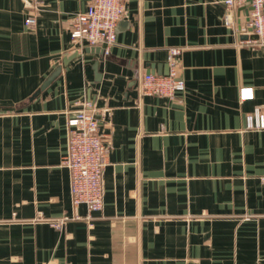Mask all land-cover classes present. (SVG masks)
<instances>
[{
    "label": "crops",
    "instance_id": "crops-1",
    "mask_svg": "<svg viewBox=\"0 0 264 264\" xmlns=\"http://www.w3.org/2000/svg\"><path fill=\"white\" fill-rule=\"evenodd\" d=\"M88 1L0 0V264H264V128L248 124L264 113V45L242 42L249 5L125 0L104 54L69 34ZM170 47L184 91L141 94ZM83 92L108 146L90 220L61 165Z\"/></svg>",
    "mask_w": 264,
    "mask_h": 264
},
{
    "label": "built area",
    "instance_id": "built-area-1",
    "mask_svg": "<svg viewBox=\"0 0 264 264\" xmlns=\"http://www.w3.org/2000/svg\"><path fill=\"white\" fill-rule=\"evenodd\" d=\"M226 6L249 5L248 24L254 37L242 42L264 45V0H223ZM125 14V0H89L87 7L72 16L69 34L73 41L99 45L104 54H109L116 42V25ZM228 22V19L226 18ZM35 22L33 16L25 18V25ZM246 31V27H240ZM182 48L168 49V72H144L138 80V90L144 95L173 98L184 91L183 78L178 74ZM73 109L66 121V149L61 165L68 169L71 202L74 206L85 205L91 219V212L99 211L104 205L103 175L107 164L108 146L104 133L95 117V107L91 98L83 92L72 101ZM256 121H249L250 127L264 128V113L256 109ZM264 182V175L261 177ZM73 218H80L74 215ZM70 217L59 215L45 217L38 213L34 221L46 222L56 229H62Z\"/></svg>",
    "mask_w": 264,
    "mask_h": 264
}]
</instances>
